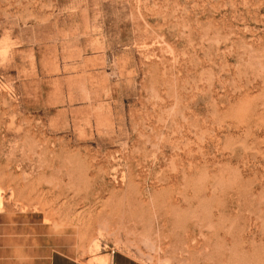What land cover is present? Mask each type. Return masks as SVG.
Listing matches in <instances>:
<instances>
[{
	"label": "rangeland",
	"instance_id": "obj_1",
	"mask_svg": "<svg viewBox=\"0 0 264 264\" xmlns=\"http://www.w3.org/2000/svg\"><path fill=\"white\" fill-rule=\"evenodd\" d=\"M0 203L91 264H264V0H0Z\"/></svg>",
	"mask_w": 264,
	"mask_h": 264
},
{
	"label": "crops",
	"instance_id": "obj_2",
	"mask_svg": "<svg viewBox=\"0 0 264 264\" xmlns=\"http://www.w3.org/2000/svg\"><path fill=\"white\" fill-rule=\"evenodd\" d=\"M105 264H147L127 252L104 248ZM0 264H91L73 225H57L36 210H0Z\"/></svg>",
	"mask_w": 264,
	"mask_h": 264
},
{
	"label": "bare ground",
	"instance_id": "obj_3",
	"mask_svg": "<svg viewBox=\"0 0 264 264\" xmlns=\"http://www.w3.org/2000/svg\"><path fill=\"white\" fill-rule=\"evenodd\" d=\"M1 204V203H0Z\"/></svg>",
	"mask_w": 264,
	"mask_h": 264
}]
</instances>
